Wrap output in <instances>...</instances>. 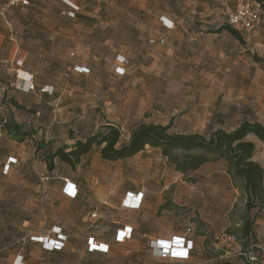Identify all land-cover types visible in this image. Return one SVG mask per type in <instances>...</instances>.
Instances as JSON below:
<instances>
[{"label":"rangeland","instance_id":"obj_1","mask_svg":"<svg viewBox=\"0 0 264 264\" xmlns=\"http://www.w3.org/2000/svg\"><path fill=\"white\" fill-rule=\"evenodd\" d=\"M69 4L90 19L63 15ZM233 5L234 0H40L32 8L5 12L15 43L32 33L27 63L36 89L26 93L28 81H16L11 73L0 79V115L33 133L18 143L0 129V264L19 257L24 264H177L155 258L146 239L111 243L108 254H86L88 235L108 239L112 221L131 214L64 201L61 181L51 179L35 144L70 146L107 123L120 128L123 141L140 123L171 120V132L200 134L231 131L242 121L264 125V20L243 43L224 31L211 33L227 23ZM47 86L52 95L40 92ZM249 139L256 145L253 159L264 169V145ZM69 172L61 162L54 170ZM41 176L50 179L42 184ZM149 187L163 189L164 218L154 227L194 232L196 249L180 264H246L234 244L221 253L213 243L222 231L237 229L244 216L245 196L223 160L208 161L187 180H158ZM141 214L135 213L139 219ZM84 216L90 221L82 222ZM250 217L248 245L264 247V209L252 210ZM53 225L69 236L66 250L57 255L32 241L47 236Z\"/></svg>","mask_w":264,"mask_h":264},{"label":"trees","instance_id":"obj_2","mask_svg":"<svg viewBox=\"0 0 264 264\" xmlns=\"http://www.w3.org/2000/svg\"><path fill=\"white\" fill-rule=\"evenodd\" d=\"M39 1L40 0L32 2L30 6ZM254 1H256L260 5L261 13L263 15L264 0ZM78 9L79 8L77 7V10L74 11V17L86 20L90 19L86 16L78 15ZM70 10L72 9L69 4L68 9L64 10L62 14L66 15V17L68 18H74L66 14L67 11ZM6 11H4V14ZM163 27L166 29L165 26ZM223 31L239 43H243L244 35L229 23L222 24L217 29L212 30L211 33L219 34ZM151 42L155 43L153 40H151ZM254 59L257 62H263L256 56H254ZM31 79L33 84V76ZM47 87L51 88L52 91L51 93L46 92L45 94L52 95L53 87ZM33 88V91H35L36 86L34 84ZM30 92L32 91L26 93ZM1 99H3V95L1 96ZM9 101L15 108L21 109V106L15 100L10 99ZM2 103L3 105H5L6 100H2ZM0 116V129L5 134H7L11 140L22 143L27 137H32L33 133H31L30 131H25L21 124H18L11 118L7 120L2 115ZM171 128V120L165 124L156 122L140 123L131 130L127 140L123 141L120 128L115 124L107 123L102 126L95 134L89 135L83 140H77L70 146L63 145L53 149L50 145H48V143H45L41 140L40 142H37L35 144V150L44 153L43 161L47 170L50 172L54 170V161L58 160V162L67 164L70 168H74L80 162L82 157L89 154L94 149L98 150L101 160L110 162L131 158L144 151L146 147L158 149L161 156L166 158L167 162L173 166L174 170L181 173L182 175L197 171L208 161L223 160L226 164V171L231 182L242 194H244L245 204L244 216L241 219L242 222L238 226V228H230L228 231L224 230L222 232L226 233L228 236L232 237L235 240L234 245L235 249H238V256L242 260H244L246 264H264V254H258L256 261L252 262L247 261L243 256L239 255V252H245L250 246H258L254 244L248 245L249 238H252L251 234L253 232L254 224V218L250 217V212L254 209H257L258 211L264 209V169L258 162L253 159L256 145L255 142L253 140H250L249 138H254L256 141L264 145V125L258 121H242L235 129L231 131L217 129L209 134L174 133L170 131ZM13 161L14 160L11 159V162ZM9 164L10 161H7L4 168L9 167ZM62 183L64 186L63 180ZM163 209H165L164 205L160 206L158 211H161ZM53 228L60 229L61 233L67 237L64 247L61 250L48 251L44 249L39 242H35L40 244L44 252L57 255L63 253L66 250L69 243V236L65 232L63 226L53 225L51 226L50 230ZM217 236H214V246L221 253H225V247L217 243ZM37 237L39 236H33L32 241H34V239ZM179 237L184 238L191 243L188 258L184 260L167 258L157 259L168 260L176 262L177 264L189 261V257L192 255V253H194L193 251L196 249L194 247V232L192 228H186ZM90 238L96 241L93 237H86L84 243L86 254L109 253V248L106 252H90L88 250V239ZM21 263L24 264L23 259L21 260Z\"/></svg>","mask_w":264,"mask_h":264},{"label":"crops","instance_id":"obj_3","mask_svg":"<svg viewBox=\"0 0 264 264\" xmlns=\"http://www.w3.org/2000/svg\"><path fill=\"white\" fill-rule=\"evenodd\" d=\"M4 4L5 0H0V12ZM29 8H32V5ZM6 25L5 15H0V79L3 75L5 76V73H11L16 81H22V79L28 81L30 77L32 78V67L27 63L28 58L32 57V33L21 34L15 43ZM20 73L25 74L26 78L21 77ZM57 166L58 162L54 161V170ZM54 170L51 172V179L61 181L60 194L64 201L81 208H95L98 211V208L111 207L131 214L130 219L112 221V227L109 228L111 236L108 239H101L93 234L88 235L109 249L112 246L111 243L122 245L138 239H146L148 247L152 241L176 242L183 233H171L170 227L167 229L154 227L158 220L164 218L158 211L162 206L160 194L163 189H152L149 186L154 185L158 180H187L194 172L186 175L176 172L166 158L161 156L158 149L146 147L144 151L131 158L114 162H102L98 150L96 152L92 150L82 157L74 168H70L69 173L55 175ZM64 179L70 181V187L75 191V198H70L66 194L69 193L68 190L66 193L63 192L62 180ZM138 193H141L142 198L140 207L125 208L124 198ZM137 212L142 213L140 219L135 215ZM98 217L102 219L101 215ZM86 220H89L87 216L81 219L82 222ZM125 227L131 229V236L123 242H118L116 239L122 234L117 235V231ZM193 240L196 248L197 241L194 238ZM192 255L188 260L192 258Z\"/></svg>","mask_w":264,"mask_h":264},{"label":"built area","instance_id":"obj_4","mask_svg":"<svg viewBox=\"0 0 264 264\" xmlns=\"http://www.w3.org/2000/svg\"><path fill=\"white\" fill-rule=\"evenodd\" d=\"M34 1L38 0H5L4 7L0 12L1 16H4V11L11 9V8H27L30 4ZM72 10L67 11V15L70 17H74V11L77 10V7L70 4ZM164 22L167 24L172 25L170 21L163 18ZM227 23L231 26L236 28L239 32H241L244 36H250L255 34L263 20L264 14L262 15L260 5L254 0H234L233 8L227 13L226 16ZM163 43V41H161ZM25 92L33 91V84L31 77L26 84ZM51 88L46 87L41 89L40 92L42 93H51ZM48 176H41L40 182L43 184L45 181H48ZM64 186L63 192L66 193L68 190L69 193H66L70 198H75V191L73 188L70 187V181L68 179H64ZM140 196V197H138ZM137 200V201H136ZM142 198L141 193H138L133 196H126L123 200V204L125 208L130 209H138L140 207ZM92 218L96 217L95 213L91 214ZM127 227L120 229L117 231V235L122 234L121 237H117L119 242H123L124 240L130 238L131 236V229L127 232ZM67 240V237L61 233L60 229L53 228L49 230L48 235L44 237H37L35 241L39 242L42 247L48 251L53 250H61L64 247V244ZM217 243L223 247H225V253H227L228 249L231 248V244L235 243V240L228 236L226 233L222 232L217 236ZM151 254L155 258H162V259H180L184 260L188 258V253L191 248V243L185 240L184 238H178L176 242L169 241V242H159V241H152L149 244ZM107 246L101 244L97 241H94L92 238L88 239V250L92 251H107ZM258 254H264V248L259 246H250L245 252L240 253L239 255L243 256L247 261H256ZM22 258L19 257L15 260L14 264H22Z\"/></svg>","mask_w":264,"mask_h":264},{"label":"bare ground","instance_id":"obj_5","mask_svg":"<svg viewBox=\"0 0 264 264\" xmlns=\"http://www.w3.org/2000/svg\"><path fill=\"white\" fill-rule=\"evenodd\" d=\"M20 76L23 77V78H26L25 74H23V73H20Z\"/></svg>","mask_w":264,"mask_h":264}]
</instances>
